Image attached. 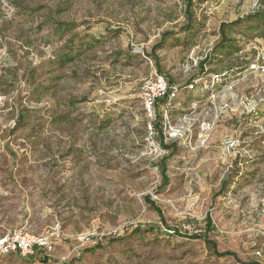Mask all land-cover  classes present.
<instances>
[{
	"label": "rangeland",
	"instance_id": "rangeland-1",
	"mask_svg": "<svg viewBox=\"0 0 264 264\" xmlns=\"http://www.w3.org/2000/svg\"><path fill=\"white\" fill-rule=\"evenodd\" d=\"M262 1L191 0L187 26L181 0H0V237L52 242L1 264H264V73L239 79L233 109L217 118L194 107V119L215 122L194 152L166 139L175 146L154 152L140 91L154 70L184 85L205 68L264 59V40L233 27L240 52L205 63L220 24ZM56 22L76 28L57 33ZM68 39L75 59L60 66ZM206 216L213 229L193 238Z\"/></svg>",
	"mask_w": 264,
	"mask_h": 264
},
{
	"label": "built area",
	"instance_id": "built-area-1",
	"mask_svg": "<svg viewBox=\"0 0 264 264\" xmlns=\"http://www.w3.org/2000/svg\"><path fill=\"white\" fill-rule=\"evenodd\" d=\"M213 65L215 66L214 63L210 66ZM249 72L264 73V59L247 64L242 70L205 68L184 85L169 81L163 74L154 70L140 89L146 119V142L151 143L154 152L158 154L165 153L164 139L181 143L192 152L205 149L215 122L194 119V107L198 106L200 110L209 107L216 118L218 114L233 109L234 89L239 79H243ZM190 105L191 109L182 110L183 107L189 108ZM175 114H179V117L173 123ZM165 130L167 133L163 136ZM258 130L264 132L262 126H259ZM160 132L163 141L158 139ZM236 145L237 140L232 138H227L223 143L227 153ZM40 250L44 254L50 253L52 242L48 238L30 234L25 230L6 234L0 237V264L1 260L10 254L27 257Z\"/></svg>",
	"mask_w": 264,
	"mask_h": 264
},
{
	"label": "trees",
	"instance_id": "trees-1",
	"mask_svg": "<svg viewBox=\"0 0 264 264\" xmlns=\"http://www.w3.org/2000/svg\"><path fill=\"white\" fill-rule=\"evenodd\" d=\"M183 2V4L185 5V13L187 14L188 17V24L187 26L191 25V19H192V11L191 8L193 6V2H191V0H181ZM261 5L263 6L262 8H258L256 11L247 14L244 17L241 18H237L235 21L231 22L230 24H220L219 27V34L221 37V42L220 44L215 45L211 50H210V55L206 58L205 63L208 64L209 66L217 63H221L223 62L224 59H226V57H231L232 55L237 54L238 52H240L241 47L236 45V40H233L231 38L228 37V34L232 33V28L233 27H238L240 29H242V38L246 41H249L250 39H263L264 40V1L261 2ZM57 25V33H66V32H71L73 31L76 26L72 23H63V22H56ZM244 30V31H243ZM240 32V30H238ZM168 35V33L163 34L162 39L160 40V42L154 46L153 50H157L160 49L164 43V39L166 38V36ZM66 43H68L67 45L64 46V50L63 52L59 53V55L57 56V62L60 66H64L72 61H74L75 56L72 55V51L74 49V44H73V40L72 39H68L66 40ZM91 42L87 41L84 44V48H88L90 47ZM80 48V47H79ZM82 48V47H81ZM156 64V61H155ZM216 66V65H215ZM227 67V66H226ZM245 64H233L231 67H227L228 69L230 68H237L239 70L244 69ZM34 80V78H32ZM73 105V104H72ZM160 137H162V134L160 132ZM175 146L174 144H170V145H163L164 149H169L171 147ZM165 158H162V160L160 161V163L158 164L157 168L158 171L160 173V175L163 178V185L167 184V177L165 176L166 173V165L164 164ZM226 188V182L222 183L221 188H220V192H223ZM144 201L150 205V207L152 209H154L158 216L160 217V219L163 220L161 211L159 208L155 207L154 202L150 201V199L144 198ZM205 223H206V228H205V234L203 235H193V238H200L201 236L206 237L212 229H213V225H212V221L211 218L209 216H206L205 218ZM153 230V228H149L147 231H151ZM134 231L136 233H142L144 231H142L139 227L135 228ZM174 233L178 234L177 231H174ZM213 248H214V244L211 243L210 244ZM45 262L47 261L46 258L43 259Z\"/></svg>",
	"mask_w": 264,
	"mask_h": 264
}]
</instances>
